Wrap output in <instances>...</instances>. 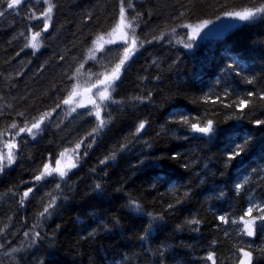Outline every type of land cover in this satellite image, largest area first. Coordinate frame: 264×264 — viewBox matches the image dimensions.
<instances>
[{"label": "trees", "instance_id": "obj_1", "mask_svg": "<svg viewBox=\"0 0 264 264\" xmlns=\"http://www.w3.org/2000/svg\"><path fill=\"white\" fill-rule=\"evenodd\" d=\"M51 3L47 31L46 0L0 16V147L43 117L37 138L21 137L14 166L0 172V264H212L209 254L239 264V249L264 264V220H255L254 238L243 223L264 215V124L256 123L264 120V13L190 49L182 26L264 0H125L137 52L121 66L103 126L95 108L64 101L124 57L121 45L95 52L119 22L121 0ZM37 31L38 50L28 46ZM209 120L210 137L190 127ZM81 141L65 179H35Z\"/></svg>", "mask_w": 264, "mask_h": 264}, {"label": "snow or ice", "instance_id": "obj_2", "mask_svg": "<svg viewBox=\"0 0 264 264\" xmlns=\"http://www.w3.org/2000/svg\"><path fill=\"white\" fill-rule=\"evenodd\" d=\"M24 2V0H0V4H6V7H4L2 10H0V16H4L5 13L8 10H15L17 9L22 3ZM46 2L48 3V9L46 12L43 13V17H44V24H43V30L47 31L48 26H49V22L51 20V13H52V9L54 7V5H52L51 0H46ZM124 3L125 0H121V7H120V17H119V22L117 23V25L115 26V28L112 29V32L108 33L109 36H111L113 33L120 31L121 32V39L123 41L124 44H128L129 40H131V45L129 47H125L124 48V57L122 59H120L119 63L115 65V68L112 70V75H111V80H108V78L106 77L105 80H100L98 81L100 84L105 85L103 87V90L101 92H98L96 95L100 97L101 99V104H94L95 107V111H96V115H97V119L100 120V126H103V124L105 123L104 120H102L100 118V110L103 104V101L105 100H109L110 96L109 95H105V93H108L109 90L112 88V82L115 79L118 78L119 75V71L121 69V66L125 63V61L128 59V53L131 51L132 48H134L137 44V38L135 35V28L132 26V21H128L127 17H126V8L124 7ZM133 5L131 3H128V8H132ZM260 13H264V3H261L260 6H256L253 8H245L243 11H236V12H226L225 15L235 18V19H239L241 21H249L251 19H253L254 17L257 16V14ZM32 18H39V17H35V14H33ZM208 21H204L202 25H197V28L200 27H207L208 25ZM183 27H192L191 25H182ZM125 29H129L131 32V35H129L128 31H125ZM41 32L37 31L33 34L32 39L29 43L28 46H31L35 49L38 50L39 48V42L37 40L38 37H40ZM103 39V37H98V40ZM109 43H115V41H108ZM142 46V45H141ZM187 47H191V45H187ZM102 50V49H101ZM92 59H95L94 56L90 57ZM83 67V65L81 66ZM251 83V81H249ZM249 95H252L251 93ZM261 99H264V95H262L260 97ZM71 101V94L69 96L68 99H66L64 101L65 104L69 103ZM249 101H247L246 99H241L239 101V104L237 105L238 108L243 109L244 107H247ZM228 106V105H225ZM75 110V109H73ZM43 121V117H41L39 120H36L35 122H33L31 124V127H28L27 125H25L24 127H20L18 128V125H16L15 123L12 124V128H18V133H24L27 132L29 135H32L33 139L35 138V133L33 132V129H37L39 130L40 124ZM184 124H189V121L187 119H184L183 121H181ZM258 125L259 124H264V120H259L256 122ZM145 127V123L141 122L137 128V133L140 132V130H142ZM190 127L193 131L195 132H199L205 135H208L212 132L213 130V126H212V121H207V123L204 126H200L197 122H193L190 124ZM95 131V129H94ZM3 135V134H0ZM83 142H79L75 145L74 149H66L65 152H61L60 156L64 157L66 152H73L76 153V157L78 159V150L81 147V144ZM91 145H89L90 147ZM5 147H15V144H8L7 142L5 143ZM243 151V148H237V150H235L231 155H229L228 159L232 160L235 159L237 156H239L241 154V152ZM5 160L7 161V163L5 164ZM15 160V154L12 152H8L6 155L4 154H0V172L3 171L4 167L6 166H10ZM55 164L57 165V167H50V165L45 164L44 165V169L43 171L37 175L35 177L36 180H41L45 175H53L58 174L59 177L61 179H63L66 175L67 172L63 169H61L60 167H58V165L60 164L59 160L55 161ZM71 167H76V164L73 163L71 165ZM57 188H59V184H57ZM32 191L31 188H29L27 191H25L23 193V197L21 198V203H23V199L27 198L29 193ZM54 204L53 202H50L48 207L44 208V211L41 213V215H44L46 213L49 212V208L52 207ZM171 207V205H170ZM134 209L139 211L140 210V206L138 204L134 205ZM259 211L261 213H264V208H260ZM252 212V208L248 209V213ZM153 219H156V217H153ZM256 219H260V220H264V215H261L259 217H256L250 221H243L244 223V232H246V234L251 237L254 235V229L252 228V225L255 224V220ZM221 220H223L224 222H227L226 219L224 217H221ZM191 223L193 224H197L199 223V221L197 220H193L191 221ZM233 223H236V221H233ZM262 231H264V225H262ZM37 236H39V233H37ZM239 251L242 253V259L239 261V264H252V253L250 251H245L244 249H239ZM207 260L211 261L212 264H215V259H214V255L213 254H209L207 256Z\"/></svg>", "mask_w": 264, "mask_h": 264}, {"label": "rangeland", "instance_id": "obj_3", "mask_svg": "<svg viewBox=\"0 0 264 264\" xmlns=\"http://www.w3.org/2000/svg\"><path fill=\"white\" fill-rule=\"evenodd\" d=\"M26 1H28V0H24V2H26ZM262 14L263 13L257 14L256 17H254L253 19H251L249 21H241L239 19H235V18H232V17H229V16H225V17L221 18L220 20H218L216 22L208 23L207 27L197 28L196 27L197 25L192 26V27H188L187 30H188L189 39H190V42H191V44H188V45H191V47H187V48L190 49L193 46H195L197 43L203 42L205 40L220 38V37L224 36L226 33H228L229 31H231L233 28H235V27H237V26H239V25H241L243 23L254 21L258 17H260ZM199 25H202V24H199ZM125 31H128L129 35H131V32H130L129 29H125ZM110 40L111 41H115V43H109L108 41H110ZM116 45H121L122 47L125 48V47H128V46L131 45V40H129V43L127 45L124 44L122 39H121V32L117 31V32L113 33L111 36L108 35L106 37H103V39L98 40L96 45H95V52L96 53H100L104 49H106L107 47H111V46L113 47V46H116ZM31 48L33 49V47H31ZM136 52H137V50L135 49V47L132 48L131 51L128 53V59L127 60L133 58L135 56ZM103 80H105V78ZM115 80L112 81V88L114 86V83L117 82ZM97 83H99V82H97ZM97 83H95V84H97ZM92 86H89V87H92ZM89 87H85V88H82V89L79 88V90L74 94V96L75 97L77 96V98L74 100V103H72V106L75 105L76 107H82V108H88V107L95 108L94 104H101V99L96 94L98 92H101L103 90V88L99 89L96 93H94L91 98L86 99V100L83 99L82 91L84 89L89 88ZM112 88L109 90L108 93H105V95H109L110 98H111ZM109 100L103 101L101 110L103 109V106L107 102H109ZM101 110H100L99 114H101ZM35 135L36 136H35L34 139L37 138V133H35ZM7 143L8 144H15V147H5V143H4L3 147L2 148L0 147V154L6 155L8 152H12V153L15 154V151L18 148V145L16 144V142H13V141L9 140ZM76 158H77L76 154L75 155H66L65 157L62 158L63 159V165L66 167V169L67 168H69V169L72 168L71 165L73 163H76V161H75ZM15 160H16V158H15ZM15 160L10 166H6V169L7 168L8 169L12 168L14 166ZM6 163H7V161L5 160V164ZM54 166H55V162L50 165V167H54ZM50 176H53V175H45L41 180H38V182L41 183L42 181L50 178ZM31 193L32 192L29 193L28 197L31 195Z\"/></svg>", "mask_w": 264, "mask_h": 264}, {"label": "water", "instance_id": "obj_4", "mask_svg": "<svg viewBox=\"0 0 264 264\" xmlns=\"http://www.w3.org/2000/svg\"><path fill=\"white\" fill-rule=\"evenodd\" d=\"M16 10V9H15ZM9 11H14V10H9ZM108 80H111V76L110 77H108ZM105 85H103V84H100V83H97V84H95V85H93L92 87H89V88H87V89H84L83 91H82V94H83V99L85 100V99H88L89 97H91L96 91H98L100 88H103ZM71 102H69V103H67V104H70ZM212 126H213V123H212ZM197 136H199V137H210L211 136V134H212V132L210 133V134H208V135H205V134H202V133H199V132H195V131H193ZM60 161V160H59ZM55 167H57V165L55 166ZM58 167H60L61 169H63V170H65L66 171V169H65V167L63 166V164H62V162L60 161V164L58 165ZM54 176H59L58 174H55L54 173ZM253 228V227H252ZM252 237H254V235L253 236H251V238Z\"/></svg>", "mask_w": 264, "mask_h": 264}, {"label": "bare ground", "instance_id": "obj_5", "mask_svg": "<svg viewBox=\"0 0 264 264\" xmlns=\"http://www.w3.org/2000/svg\"><path fill=\"white\" fill-rule=\"evenodd\" d=\"M66 105H68V104H66ZM39 129H41V125H40ZM36 131H37V129H33V132H34V133H37V135H38V131H37V132H36ZM22 134H23V133H22ZM22 134H21V135H22ZM35 136H36V135H35ZM21 137H22V138L24 137L25 139L34 140L33 137H32L31 135H29L27 132H26V135H22V136H20V137L18 138V140H17L18 142H20V141L22 140ZM17 141H16V144H17ZM54 167H55V166H54ZM70 170H71V169H69V168L66 169L67 175H66L63 179H65V178L68 176ZM50 178H51V176H50ZM50 178H48V179H50ZM38 187L41 188L40 185H39ZM43 191H44V195H43V196H46L47 193L50 192L49 190H46V188H44Z\"/></svg>", "mask_w": 264, "mask_h": 264}, {"label": "flooded vegetation", "instance_id": "obj_6", "mask_svg": "<svg viewBox=\"0 0 264 264\" xmlns=\"http://www.w3.org/2000/svg\"><path fill=\"white\" fill-rule=\"evenodd\" d=\"M19 7H20V6H19ZM19 7H18V8H19ZM18 8H17V9H18ZM17 9H16V10H17ZM16 10H14V11H16ZM8 12H13V11H9V10H8ZM76 98H77V96H76V97L73 96V97L71 98V103H70L69 105H71L72 103H74V100H75Z\"/></svg>", "mask_w": 264, "mask_h": 264}]
</instances>
